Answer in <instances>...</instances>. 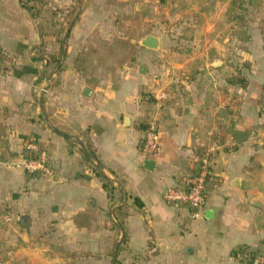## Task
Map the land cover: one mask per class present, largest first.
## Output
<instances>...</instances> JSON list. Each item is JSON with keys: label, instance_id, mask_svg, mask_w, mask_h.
Wrapping results in <instances>:
<instances>
[{"label": "crops", "instance_id": "obj_1", "mask_svg": "<svg viewBox=\"0 0 264 264\" xmlns=\"http://www.w3.org/2000/svg\"><path fill=\"white\" fill-rule=\"evenodd\" d=\"M151 1L47 0L52 12L71 10L60 47L42 36L44 14L0 0V264H247L237 251H264L258 93L205 82L203 63L193 62L197 72L163 54L159 35L157 49L142 44L156 35L151 24L135 29L125 18ZM119 29L110 46L107 34ZM42 40L47 62L33 58ZM152 117L160 149L147 167L139 145ZM41 150L48 172L13 164ZM207 150L212 174L193 216L163 192Z\"/></svg>", "mask_w": 264, "mask_h": 264}, {"label": "rangeland", "instance_id": "obj_2", "mask_svg": "<svg viewBox=\"0 0 264 264\" xmlns=\"http://www.w3.org/2000/svg\"><path fill=\"white\" fill-rule=\"evenodd\" d=\"M43 1L46 3L41 8L37 1H32L31 4L42 15L44 14L42 19L47 26L53 27V22H57V28L62 27L64 30L71 21V10L66 11L63 6H57L52 12L49 9L51 7H46L47 0ZM227 1L154 0L149 3L150 7L145 5L142 10L135 12V16L130 12L125 22H130L135 29L138 25L150 23L151 29L162 37L165 43L163 54L172 51L177 58L189 59V62L184 63L188 64L189 69L197 68V72L201 70L200 63H203L205 82L211 78L221 89L227 90L231 84V87L258 93L257 103L264 112V0H255L253 4L244 0L241 7L236 5L232 7V0L226 3ZM200 8H205V11L200 13L198 11ZM221 8L224 11H220ZM44 11L47 15L43 13ZM132 27L129 35L138 42L142 34L132 32ZM107 36L112 46L121 39L122 33L119 29L118 33L115 31ZM195 42L200 43L202 47L193 48ZM169 43L172 45L167 49ZM109 49L111 50V47ZM217 59L219 63H216ZM195 60H200L199 67L193 64ZM162 63L165 65L163 68L172 69L168 61ZM236 76L245 78L247 86L228 82ZM160 78L159 84L165 88L168 82L163 75ZM2 230L3 225L0 226V231Z\"/></svg>", "mask_w": 264, "mask_h": 264}, {"label": "built area", "instance_id": "obj_3", "mask_svg": "<svg viewBox=\"0 0 264 264\" xmlns=\"http://www.w3.org/2000/svg\"><path fill=\"white\" fill-rule=\"evenodd\" d=\"M33 54H35L33 52ZM48 58L45 55V62ZM27 150L38 149L35 142H27ZM144 158H152L160 149V130L157 117L148 120L144 135L139 145ZM14 164L28 173L38 171L48 172V155L44 150L36 157L23 154L14 161ZM213 159L210 151H203L198 155L194 171L185 172L176 176L174 182L168 185L164 192V200L177 207L190 210L193 216H198L206 201V184L212 174ZM237 256L247 261V264H264V251L252 253L248 250L237 251Z\"/></svg>", "mask_w": 264, "mask_h": 264}, {"label": "trees", "instance_id": "obj_4", "mask_svg": "<svg viewBox=\"0 0 264 264\" xmlns=\"http://www.w3.org/2000/svg\"><path fill=\"white\" fill-rule=\"evenodd\" d=\"M32 1H37V3H40L39 4L40 8H41V6H43V4L46 3L43 0H20V3L22 5V7H24L26 10H28L34 18L42 17V14L35 9V6L33 4H31ZM247 1L250 4L255 3V0H247ZM231 4H232V7H234L235 5L241 7L244 4V0H232ZM53 23H54L53 27L50 26L48 28H45V27L43 28L42 36L54 35L56 37V40L59 42L60 47H62V45L64 43V37H65L64 30L62 27L57 28V24H58L57 22H53ZM43 47H44V42L42 40L40 44H38L32 48L33 52L35 53L33 56V58L35 60H45V55L43 54ZM50 60H51V62L54 63V65L58 64V62H59V58H57V57L50 56ZM228 82L232 83V84H240L243 87L247 86V80L245 78L239 77V76H236V77L228 80ZM25 155H27L29 157L32 156L28 152ZM32 157H34V156H32ZM105 186H107V188H108L107 183H105ZM108 189L111 192L112 188L109 187Z\"/></svg>", "mask_w": 264, "mask_h": 264}, {"label": "water", "instance_id": "obj_5", "mask_svg": "<svg viewBox=\"0 0 264 264\" xmlns=\"http://www.w3.org/2000/svg\"><path fill=\"white\" fill-rule=\"evenodd\" d=\"M142 44L149 46L151 48L157 49L160 45V37L157 35H147L142 39ZM216 63H219V60H216ZM155 161L152 158H147L145 160V165L147 167H153Z\"/></svg>", "mask_w": 264, "mask_h": 264}]
</instances>
